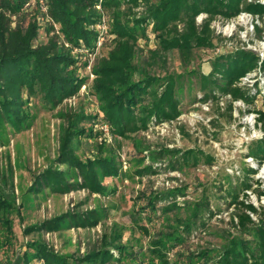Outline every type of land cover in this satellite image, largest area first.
I'll return each instance as SVG.
<instances>
[{"label": "trees", "instance_id": "16d2710c", "mask_svg": "<svg viewBox=\"0 0 264 264\" xmlns=\"http://www.w3.org/2000/svg\"><path fill=\"white\" fill-rule=\"evenodd\" d=\"M32 1L0 0V121L15 131L29 126L31 115L26 108L30 106L31 99L40 95L45 106L55 110L78 97L88 77L77 74L79 59H75L66 47L95 51L102 38L98 26L104 14L110 17L111 34L116 41L114 49L93 69L96 78L92 91L103 115L87 116L82 112L65 115L60 130L59 155L54 165L36 176L33 184L36 194L50 191L65 195L82 190L92 195L108 194L110 190L105 181L118 179L123 170L116 156V145L105 140L97 146V154L83 160L76 153L75 139L85 137L98 143L99 133L81 127L80 122L103 116L102 121L116 137L120 149L119 138L133 139L135 135L148 131L152 124L176 121L183 114L180 105L188 91L186 76L184 73L156 75L152 72L153 66L163 59L167 61L169 53L177 52L183 67L188 68L195 51L216 48L218 37L212 24L218 19L230 21L242 13L264 17V5L249 3L248 0H45L52 24L49 33H54V36L47 43H39V25L34 20L27 26L17 21L25 6ZM200 16L205 18L198 24ZM15 17L16 20L13 19ZM150 36L155 39L156 49L149 51L148 60L136 65L139 42H149ZM256 69L264 72V60L261 61L260 56L252 51L220 54L209 75L197 74L203 92V97L197 101H218L229 97L231 111L237 101L255 103L258 94L252 95L249 88L240 84ZM260 122L264 123V113H260ZM136 143L138 152L145 154L140 148L142 142ZM147 150L151 164L138 174L156 173L160 167L155 168L154 165L166 160H169V169L178 170L176 163L180 150ZM248 156L258 167L249 168L248 178H252L264 165V138L253 144ZM190 157L196 159L193 152L181 155L184 162ZM241 184L245 199L240 200L238 193L230 195V206L235 208L230 221L232 229L223 232L220 247L192 251L187 246L189 236L199 228V223L205 228L208 219L219 215L210 202L186 204L184 207L173 202L161 208L163 213L184 210L186 216L176 215L175 220L171 219L170 231L161 232L151 239L147 246L149 255L143 246L136 249L124 243L122 232L115 229L111 237L105 236L99 246L83 256L59 255L48 244L33 241L16 264H264V204L257 207L246 200L249 190L262 200L264 189L257 182L258 188L254 190L251 180H243ZM179 194L183 191L174 189L146 200L155 212L157 201L173 199ZM16 209L14 196L0 194L2 247L12 243L14 224L10 214ZM101 218L96 211H72L30 226L25 233L95 228Z\"/></svg>", "mask_w": 264, "mask_h": 264}, {"label": "rangeland", "instance_id": "374dc122", "mask_svg": "<svg viewBox=\"0 0 264 264\" xmlns=\"http://www.w3.org/2000/svg\"><path fill=\"white\" fill-rule=\"evenodd\" d=\"M47 8L45 0H33L25 6L20 18H13L24 26L34 20L40 27L39 43H47L54 36V33H49L52 24ZM204 18L198 17V24ZM110 23L109 15L104 14L98 26L102 38L95 51L66 47L75 59H79L77 74L88 77L78 97L55 110L45 106L40 95L31 99L30 106L26 108L31 115L29 126L22 131H15L7 123L0 121V194L11 198L14 196L17 207L10 214L14 224L12 243L0 246V264H16L28 244L39 240L48 244L59 255L83 256L99 246L105 236L111 237L115 229L122 232L124 243H129L136 249L143 246L144 252L149 255L147 246L151 239L161 232L170 231L168 227L176 215L186 216L184 210L163 213L161 208L173 202L179 203L181 207L210 202L212 209L219 215L211 220L206 215L208 225L203 228L199 223V228L189 236L187 246L192 251L220 247L223 232L232 229L230 221L235 208L230 206V195L238 193L240 200L245 199L241 184L243 180H251L255 185L254 190L258 188L257 182L264 189V165L257 174L248 178L249 168L256 166L249 158V152L256 141L264 138V123L260 122V113H264V72L256 69L243 78L240 84L249 88L252 95L258 94L253 104L237 101L231 111L229 97L218 101H197L203 97L197 74L209 75L220 54L248 50L260 56L261 61L264 60V17L243 14L230 21H215L212 27L218 37L216 48L195 51L193 62L188 68L183 67L177 52L169 53L167 61L163 59L153 66L152 72L156 75L184 73L186 76V89L191 93L186 91L180 105L183 114L176 121L152 124L148 131L135 135L133 139L119 138L120 149L116 137L102 121L103 116L80 122L81 127L94 129L99 133L98 143L85 137L75 139L76 153L83 160L97 154V146L105 140L110 145H116V156L122 163L123 170L118 179L109 178L105 181L110 190L108 194L92 195L86 190L65 195L50 191L36 194L33 191L36 176L56 163L65 115L81 112L87 116L103 115L99 112L100 105L92 91L96 78L93 69L115 47V36L111 34ZM60 43L65 46L64 42ZM139 45L136 65L148 60L149 51L156 49L153 36H150L149 42L141 40ZM216 93L220 95L219 91ZM136 139L142 142L140 148L145 154L138 152ZM163 148L180 150L179 161L176 163L178 170L169 169V160H166L154 165L155 168L160 167L158 172L138 174V171L151 164L147 158V149L160 151ZM188 152H193L196 159L190 157L184 162L181 155ZM174 189L182 190L183 194L173 199L157 201L155 212L148 206L146 199L150 196ZM247 195L249 198L246 200L257 207L264 201V197L259 200L253 190L247 191ZM72 211H96L102 217L101 222L95 228H70L54 233L35 232L31 235L25 233L30 226L40 225ZM2 237L3 227L0 222V241ZM115 255L118 257L119 254L115 252Z\"/></svg>", "mask_w": 264, "mask_h": 264}, {"label": "built area", "instance_id": "2783aa9c", "mask_svg": "<svg viewBox=\"0 0 264 264\" xmlns=\"http://www.w3.org/2000/svg\"><path fill=\"white\" fill-rule=\"evenodd\" d=\"M248 2L249 3H254V4H262V5H264V0H248ZM243 14L252 15L250 13H242L241 15H243ZM239 17H240V15H239ZM256 17H258V16H256ZM262 204H264V201L262 202Z\"/></svg>", "mask_w": 264, "mask_h": 264}]
</instances>
